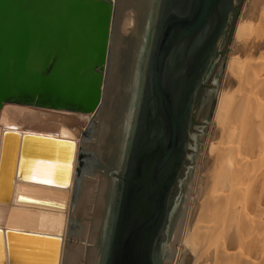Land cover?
Returning a JSON list of instances; mask_svg holds the SVG:
<instances>
[{
	"label": "bare ground",
	"instance_id": "bare-ground-1",
	"mask_svg": "<svg viewBox=\"0 0 264 264\" xmlns=\"http://www.w3.org/2000/svg\"><path fill=\"white\" fill-rule=\"evenodd\" d=\"M152 1L117 0L104 102L97 114L85 116L63 111L32 110L31 106H5L1 115V134L9 131L19 133L21 138L9 136L13 137V143L21 141L23 135L37 134L74 140L75 144L70 146L71 161L66 165L61 160L59 173L55 164L37 163V168H27L28 162L23 161L26 170L24 181L14 183L15 192L10 201L5 198L8 185L6 182L2 184L0 230L54 236L61 243L54 239L38 241L35 238L33 241L37 242L27 246L32 248L31 252L28 250L31 253L29 257L25 255L26 251L23 255L24 247L20 248V243L24 246V242H28L23 236H12L13 247L9 253L0 236V264H5L10 255L14 264H21L22 260L33 264L39 261L36 258L41 255L45 256L46 264H52L53 255L57 253L53 249L57 246L55 243H59L57 264H100L112 192L111 180L102 170L111 169L112 161L122 156V145L116 148L110 145L114 143V134L121 132L122 125L126 130L128 115L124 117L123 109L120 112L118 107L121 103L118 97L122 92L123 68L130 62V59L126 61V50L132 56L136 46L139 47V39L141 42L146 27L143 15ZM226 69L229 87L221 94L213 120V124L220 129V138L210 145L209 155L199 162L193 181L196 186L190 184L188 188L186 205L181 213L183 216L180 215L177 221L172 236L173 247L166 264H264V0H257L254 9L244 11ZM134 71L130 65L129 78ZM123 89L128 92V88ZM91 121L90 143L93 135L95 138L91 149L97 154V165L103 169L97 168L95 177V170L87 173L94 178L86 177L83 172L78 180V148L82 141L80 129L87 127ZM55 143V146L66 144L62 149L69 146L66 142ZM83 148L92 159L86 144ZM17 151L15 159L8 158L9 169L18 168L20 147ZM65 172L69 174L68 185L55 187V180ZM76 188L78 195L74 200ZM18 196L43 204L18 201ZM202 197L205 198L200 202ZM72 218L82 229L76 225L70 230ZM81 230L84 233L79 235ZM70 235L78 238L69 240ZM176 243L180 244L178 250L174 246Z\"/></svg>",
	"mask_w": 264,
	"mask_h": 264
},
{
	"label": "water",
	"instance_id": "water-1",
	"mask_svg": "<svg viewBox=\"0 0 264 264\" xmlns=\"http://www.w3.org/2000/svg\"><path fill=\"white\" fill-rule=\"evenodd\" d=\"M153 2L150 13L153 11L157 15ZM233 2L161 0L154 44L149 53L146 96L152 98L154 120L163 129L164 148L158 153L139 157L134 167L140 186L137 195V185L131 178L127 180L129 186L122 199L110 264L149 262L145 243L151 233L163 224L167 191L165 179L182 156L181 115L207 59L217 50L233 10ZM116 11L117 0H0V188L6 182L7 201L13 195L14 183L24 181L26 170L22 162L26 158L43 155L52 158L58 152L67 165L72 157L70 146L75 141L26 134L21 141L13 143V137L9 136L21 138L19 133L9 131L1 134V115L5 106H31L85 116L97 114L104 102ZM213 116L214 112L211 120ZM148 124L149 129L151 122ZM55 141L66 142L69 146L62 149L53 145ZM19 147L18 168L9 169L8 158L12 153L15 157ZM88 160L89 155L83 153L80 145L76 170L78 180ZM133 160L134 156L130 169ZM68 180L69 174L65 172L55 180L54 186L64 188ZM17 200L43 204L22 196ZM139 203L147 204V214L139 212L142 207L138 208ZM75 226L71 222V230ZM17 234L28 241L24 246H33L37 242L33 241L35 238L38 241L54 239L61 243L54 236L0 230L8 253L13 247L12 236ZM107 236L105 244L108 243ZM59 243H55L57 246L53 248L57 253L53 255L52 264H57L59 259ZM104 249L105 245L100 264L103 263ZM10 256L5 264H14Z\"/></svg>",
	"mask_w": 264,
	"mask_h": 264
},
{
	"label": "flooded vegetation",
	"instance_id": "flooded-vegetation-1",
	"mask_svg": "<svg viewBox=\"0 0 264 264\" xmlns=\"http://www.w3.org/2000/svg\"><path fill=\"white\" fill-rule=\"evenodd\" d=\"M241 1L234 0L233 10L217 46V50L207 59L203 73L197 81L193 93L188 97L187 104L182 112L180 119L183 141L182 156L181 160L169 170L165 179V184L167 185L163 213L165 218L162 222L163 224L159 225L151 233L149 240L145 243V249H147L149 254V262L147 264H166L170 249L173 247L172 236L174 230L177 228V221L181 218L180 215L183 216L181 213L186 205L188 188L192 184L191 180L193 179L192 176L199 156L201 143L204 141L209 122L211 121L217 92L216 79L220 68H223L225 62L226 43L232 37L231 33L234 21L239 14ZM153 3H155L154 12L156 10L157 15L155 13L153 14V11L152 14L150 13L151 7L145 10L146 13L143 15L146 27L141 36V42L139 39V57L138 61H135L139 64L134 84L136 93L131 95V98L127 100L126 104L129 113L126 118L125 135L123 136L124 149L122 156L119 160H111L112 168L107 171L105 170L109 177L108 179L111 180L112 192H110L109 196L108 212L105 221L104 238L106 240L108 232L106 241L108 243L105 244L102 264H110V258L116 240L118 218L122 210V199L125 190L127 191L129 186L127 180L131 178L137 185L135 187V195H137L140 187L135 177L136 171L134 170V167L139 162V157L149 153H158L159 150L164 148L163 129L154 120L152 98L146 96L149 53L154 44L155 26L157 24V18H159L158 12L161 0H154ZM149 122H151V127L148 129ZM90 153L93 158L87 162L88 164L84 171L85 176L87 173L95 170V165L98 162L97 156L95 154L93 155L92 152ZM133 156V167L130 169V161ZM140 206L142 207L139 209V212L141 214H147V204L139 203L138 208ZM175 248L178 250V245Z\"/></svg>",
	"mask_w": 264,
	"mask_h": 264
},
{
	"label": "rangeland",
	"instance_id": "rangeland-1",
	"mask_svg": "<svg viewBox=\"0 0 264 264\" xmlns=\"http://www.w3.org/2000/svg\"><path fill=\"white\" fill-rule=\"evenodd\" d=\"M257 2V0H242L241 1V3H240V5H239V14H238V16H237V18H236V22H235V24H234V26H233V29H234V32H233V36L231 37V39L229 40V41H227V43H226V48H225V52H226V55H225V62H224V65H223V68L221 69L220 68V70H219V73H218V76H217V79H216V89H217V92H216V100H215V109H214V116L212 117V120L209 122V127H208V131H207V133H206V135H205V137H204V141L201 143V148H200V152H199V156H198V159H197V161H196V165H195V169H194V172H193V176H192V185L191 186H196V182H193L194 181V178H195V176H196V174H197V172H198V163H199V161L201 160H203V158L204 157H206L207 155H209V147H210V145L212 144V143H214V142H216L217 140H218V137L220 138V129L218 128V126L217 125H215V124H213V120H214V117H215V112H216V110H217V106H218V103H219V99H220V97H221V94H223L224 93V91L229 87L228 85H229V80H228V72H227V66H228V62H229V60H230V57H231V54H232V50H233V48H234V45H235V34H236V30H237V27H238V25H239V23H240V21H241V19H242V16H243V14H244V11L245 10H252V9H254V5H255V3ZM133 12V11H132ZM139 48V47H138ZM137 48V46H136V48H135V50L132 52V56L127 52V50H126V61L128 60V59H130V62H129V65L126 67H124L123 68V71H124V79L122 80V83H121V87H122V92H121V95L118 97V101H120L121 103L118 105V107H119V110H120V112L122 111V109H123V111H122V115L125 117L126 115L125 114H127L128 115V113H129V109L126 107V104H127V100L128 99H130L131 98V95H133V94H135L136 92H135V90L136 89H134V84H135V81H136V72H137V68H138V63H136L137 61H138V57H139V49ZM136 54V55H135ZM137 60V61H136ZM136 61V62H135ZM130 65H131V67L135 70L134 71V73L130 76V78H129V70H130ZM125 69V70H124ZM128 78L129 79H132V81L131 80H128ZM123 88H128V92H125L124 91V89ZM116 102V101H115ZM117 107V106H116ZM30 109H32V110H39L38 108H30ZM42 110H45V109H42ZM40 111V110H39ZM45 111H47V110H45ZM53 112H59V111H53ZM91 115H94V114H91ZM95 125L97 124L96 123V119H95ZM92 126H93V122L91 121V122H89V124H88V126L87 127H85V128H82V129H80V130H82V136H81V140L82 141H80V144H81V146H82V148L84 147V145L86 144V148H88L89 150H91V152L93 153V155L95 154V155H97L92 149H91V147H92V144H93V142H94V140H95V138H94V129H93V131H92V135H93V141L90 143V136H91V129H92ZM95 128V127H94ZM120 133H118V134H114V136L112 137V139L114 140V143L113 144H111L110 145V147H112V148H116V147H121V145H122V152H123V149H124V144H121L122 142H121V140H122V137H123V132H125V127H124V125H122V127H121V129H120ZM121 142V143H120ZM120 143V144H119ZM66 145V144H65ZM64 144L63 145H61L60 146V148H62V147H64L65 146ZM58 146V145H57ZM110 147H109V149H110ZM16 152V151H15ZM83 153L85 154V155H88V153L84 150V148H83ZM89 154H91L90 152H89ZM15 156H17V154H15ZM49 155H43L42 157H31V158H26L25 160L28 162V165L26 166L27 168L29 167V166H31L32 168L34 167V168H37L38 167V164L37 163H42V164H55L58 168H57V172L59 173V171H61V169L60 168H62V167H60L61 165H62V161H61V154L60 153H55V155H54V157H52V158H49L48 157ZM12 158H14L15 159V157H14V153L12 154V156H11ZM57 157V158H56ZM202 158V159H201ZM89 161V160H88ZM87 161V162H88ZM86 162V161H85ZM86 162V163H87ZM30 164V165H29ZM97 168H99V169H103L102 167H101V165H95V171H94V177L96 176L95 175V172H96V170H97ZM30 170H32V169H30ZM86 170V169H85ZM85 170H83V172L85 171ZM105 170L107 171V169H104V170H102L103 172H105ZM57 173V174H58ZM82 176H83V174H82ZM86 177H88V178H91L92 177V175H86ZM94 177H92V178H94ZM205 197H202V198H200V202H202L203 201V199H204ZM199 202V203H200ZM76 206L77 205H75V206H73V209L72 210H74V208H76ZM187 211H188V209H187ZM74 211H72V213H73ZM185 216H186V213H185ZM186 219V218H185ZM185 219H184V222H185ZM72 223L74 222V224L75 225H77V228L78 229H82V227H81V225L74 219V218H72L71 220H70ZM184 225H183V227H181V234H183V230H184ZM71 230V229H70ZM84 233V230H81V232H79V235L81 234H83ZM72 236L73 235H70V238H69V240H74L75 238H78L77 236H73L74 238H72ZM71 242V241H70ZM25 243V242H24ZM103 243L105 244V238L103 239ZM178 245V247L180 246V244L178 243H176V244H174V246L176 247ZM24 247L23 248V255L26 253V252H28V253H26L25 255H28L29 257L31 256V250H32V248H28L27 246H23V245H21V243H20V248H22V247ZM18 248H19V246H17ZM43 247V246H42ZM19 248V249H20ZM14 249V248H13ZM19 249H16V250H19ZM36 249V248H35ZM30 252H29V251ZM26 251V252H25ZM33 251H35V250H33ZM43 252V251H42ZM40 253V254H43V253ZM37 257H39V256H37ZM44 257L45 256H40V258H36V260H39V261H34V263L35 264H46V261H44ZM33 258H34V255H33ZM32 258V259H33ZM31 259V258H30ZM35 260V259H34ZM43 260V261H42ZM42 261V262H41ZM20 262V261H19ZM24 262V263H23ZM33 263V264H34ZM17 264H20V263H17ZM21 264H30V263H27V261H23L22 260V262H21Z\"/></svg>",
	"mask_w": 264,
	"mask_h": 264
},
{
	"label": "trees",
	"instance_id": "trees-1",
	"mask_svg": "<svg viewBox=\"0 0 264 264\" xmlns=\"http://www.w3.org/2000/svg\"><path fill=\"white\" fill-rule=\"evenodd\" d=\"M237 18V17H236ZM236 20L234 21V24H235ZM233 32H234V29H232V33H231V36H233Z\"/></svg>",
	"mask_w": 264,
	"mask_h": 264
}]
</instances>
